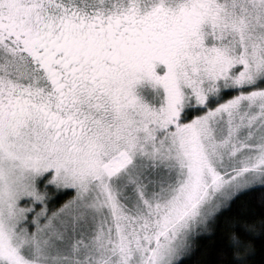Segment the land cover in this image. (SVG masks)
<instances>
[{
    "label": "snow or ice",
    "instance_id": "1",
    "mask_svg": "<svg viewBox=\"0 0 264 264\" xmlns=\"http://www.w3.org/2000/svg\"><path fill=\"white\" fill-rule=\"evenodd\" d=\"M0 264H264V0H0Z\"/></svg>",
    "mask_w": 264,
    "mask_h": 264
}]
</instances>
